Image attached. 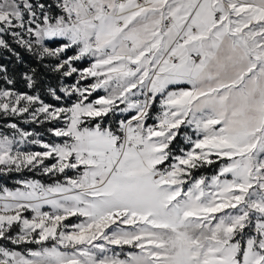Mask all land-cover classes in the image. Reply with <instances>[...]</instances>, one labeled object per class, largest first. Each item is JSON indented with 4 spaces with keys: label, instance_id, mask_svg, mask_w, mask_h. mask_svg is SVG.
Returning a JSON list of instances; mask_svg holds the SVG:
<instances>
[{
    "label": "snow or ice",
    "instance_id": "obj_1",
    "mask_svg": "<svg viewBox=\"0 0 264 264\" xmlns=\"http://www.w3.org/2000/svg\"><path fill=\"white\" fill-rule=\"evenodd\" d=\"M6 36L75 74L76 100L0 89V114L64 125L0 133V174L63 176L0 188V264H264V0H0Z\"/></svg>",
    "mask_w": 264,
    "mask_h": 264
},
{
    "label": "trees",
    "instance_id": "obj_2",
    "mask_svg": "<svg viewBox=\"0 0 264 264\" xmlns=\"http://www.w3.org/2000/svg\"><path fill=\"white\" fill-rule=\"evenodd\" d=\"M13 51L0 48V66L6 69L8 79H11L13 83L9 85L7 80L4 79L5 73L0 72V88H10L16 91H23L25 93L39 95L40 99L50 104H67L71 97H66L59 91L63 85H68V82L73 81L72 77H62L60 73L52 70L56 63L54 58H46L43 61L37 59L32 53L28 52L24 48L17 45L10 37L6 36ZM19 54L17 58L16 54ZM86 64V59L76 62V67H81ZM25 74L31 75L34 81L33 86L30 88L29 81L25 78ZM49 89H56L57 94L62 97L61 100L57 101L50 93ZM113 122L115 120L114 118ZM115 126V125H114ZM186 129V127H183ZM182 128V129H183ZM181 129V131H182ZM182 137L179 135L177 140L172 145V149L175 153H179L180 148H186L185 142L181 143ZM218 163L212 166L196 171L195 175L204 173L209 174L216 170ZM18 176H23L22 172L14 173ZM20 178V177H19ZM16 177H14V180ZM2 180L7 184H12L6 176L2 177Z\"/></svg>",
    "mask_w": 264,
    "mask_h": 264
},
{
    "label": "rangeland",
    "instance_id": "obj_3",
    "mask_svg": "<svg viewBox=\"0 0 264 264\" xmlns=\"http://www.w3.org/2000/svg\"><path fill=\"white\" fill-rule=\"evenodd\" d=\"M49 46H56L55 44H50ZM74 54V51H69L66 53V56H71ZM86 63H90V58H86ZM82 83V86L84 84H90V83H84V82H81ZM63 86H70V85H63ZM184 86H187V87H190L188 85H181V87H184ZM172 87V86H170ZM0 89H10V88H0ZM13 90V89H11ZM15 92H18V93H25L23 91H16V90H13ZM28 95H34V94H29L27 93ZM99 95H105V93L103 92V90H98L97 93H94L90 99H96ZM76 100V96H72L70 98V101L67 103V104H64V103H61V104H50V103H47V102H44L46 104H49V105H52L54 107H60V106H70L74 101ZM40 105L39 104H36L33 106V109H30L31 110H34L36 107H39ZM121 107H123L124 105H120ZM126 114V113H125ZM118 115V114H117ZM28 114H23V115H20V116H4L2 114H0V133H3V134H7L9 136L12 135V130L10 128L7 127L8 124L10 123H17L21 128L25 129L26 131H29V132H33V133H38L39 134V138L42 139V141L44 142H60V140L56 137H54L52 135L51 132L48 131L49 128H52V127H63V122L62 121H56L55 123H52V122H45V123H39L37 121H31V122H25L26 120H28ZM39 119H42V116L39 118ZM187 133L188 135H192L193 138H195L194 136V133L192 132L191 129L189 128H183L181 133H180V136L182 137V141L181 143L185 142L184 141V134ZM32 139H35L37 138L36 136H33L31 137ZM188 147V145H187ZM186 147V148H187ZM23 150L25 151H34V152H38V151H43L44 149L42 148L41 145H25L23 147ZM176 154H179V153H176ZM219 169V163L216 167V170L214 172H211L209 174H204V173H200V174H197L196 176H200V175H205V176H211V175H214ZM23 174V176H18L14 173L16 172H11V173H7V174H0V188L2 187H8L9 189H15L16 187H20L21 185H19L17 183V181L19 180H26V179H34V180H40L42 183H45V184H50V183H54L55 182V179H60V180H63V176L60 175L56 178H53L52 176L50 175H44L42 173L41 170L39 169H35V170H29V169H24L23 171H21ZM68 175L70 176H74L75 175V172L69 170L68 171ZM7 177L9 178L12 182V184H7L5 183L3 180H2V177ZM14 177H16V179L14 180ZM20 177V178H19ZM45 211L49 210V208L46 206ZM25 215H28V216H31V213H25ZM68 223H75L76 220L74 218H69V220L67 221ZM6 246L10 247V248H16V250L18 251H23L24 249L21 247V246H15V245H11L10 243L7 244ZM28 247H36V245H28ZM115 248L116 251H120V248L118 246H113ZM131 250L129 248V246H124V252H127ZM123 258V256L121 257Z\"/></svg>",
    "mask_w": 264,
    "mask_h": 264
},
{
    "label": "built area",
    "instance_id": "obj_4",
    "mask_svg": "<svg viewBox=\"0 0 264 264\" xmlns=\"http://www.w3.org/2000/svg\"><path fill=\"white\" fill-rule=\"evenodd\" d=\"M88 65H89V63H86L85 65H83V66H81V67H79V68L87 67ZM75 81H76V76H75V74H74V75H73V81L68 82L67 84H68V85H72L73 83H75ZM84 83H92V81H91V80H88V81H85ZM158 111H159V101L157 100L156 106H155V107L153 108V110H152V116L154 117ZM133 114H134V113H133ZM127 116H128L127 113H126V114H123L122 116H121L120 114H118L117 117H115V119H116V118H126ZM147 123H148V124H153V123H155V121H154V119H149V120L147 121Z\"/></svg>",
    "mask_w": 264,
    "mask_h": 264
}]
</instances>
